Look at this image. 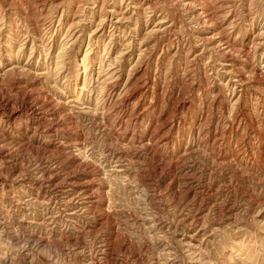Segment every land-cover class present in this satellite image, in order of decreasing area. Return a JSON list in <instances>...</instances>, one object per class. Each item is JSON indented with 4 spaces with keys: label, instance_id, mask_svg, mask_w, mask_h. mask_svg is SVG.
<instances>
[{
    "label": "rangeland",
    "instance_id": "374dc122",
    "mask_svg": "<svg viewBox=\"0 0 264 264\" xmlns=\"http://www.w3.org/2000/svg\"><path fill=\"white\" fill-rule=\"evenodd\" d=\"M0 264H264V0H0Z\"/></svg>",
    "mask_w": 264,
    "mask_h": 264
}]
</instances>
